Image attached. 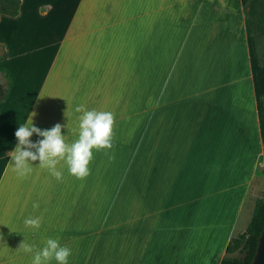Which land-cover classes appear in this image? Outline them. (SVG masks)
<instances>
[{
    "label": "crops",
    "instance_id": "crops-1",
    "mask_svg": "<svg viewBox=\"0 0 264 264\" xmlns=\"http://www.w3.org/2000/svg\"><path fill=\"white\" fill-rule=\"evenodd\" d=\"M22 6L9 19L20 22ZM45 6L50 25L34 29L32 56L1 40L9 64L0 68L8 81L0 98V264H32L20 243L42 249L48 238L71 249L69 264H218L264 192L254 180L264 171V65L253 57L240 0ZM13 72L21 83L35 79L19 113L6 104ZM79 106L115 121L113 147L92 150L90 175L79 180L62 162L58 181L37 160L27 178L18 176V127L35 113V126L60 123L71 144ZM36 217L38 229L25 225Z\"/></svg>",
    "mask_w": 264,
    "mask_h": 264
},
{
    "label": "clouds",
    "instance_id": "clouds-1",
    "mask_svg": "<svg viewBox=\"0 0 264 264\" xmlns=\"http://www.w3.org/2000/svg\"><path fill=\"white\" fill-rule=\"evenodd\" d=\"M82 112L79 117V138L68 144L61 132L63 125L55 124L51 129L42 130L35 126L32 117L27 124L19 126L15 132L17 144L11 151L13 170L18 176L27 178L33 171V161H39L41 168L47 169L58 181L63 179V172L58 168L63 162L71 175L79 180L86 179L90 175L89 164L93 160V149L96 151L107 150L113 147L114 115L111 112L96 110H84L83 106L76 108ZM37 134L43 139L33 142L30 137ZM35 149V151H33ZM33 207L39 205L33 203ZM26 226L38 229L41 226L39 217L27 218ZM18 249L26 253H34L32 264H69L72 252L67 246H61L58 239L48 238L42 249L35 245L20 243Z\"/></svg>",
    "mask_w": 264,
    "mask_h": 264
},
{
    "label": "rangeland",
    "instance_id": "rangeland-1",
    "mask_svg": "<svg viewBox=\"0 0 264 264\" xmlns=\"http://www.w3.org/2000/svg\"><path fill=\"white\" fill-rule=\"evenodd\" d=\"M4 0H0V6L4 4ZM55 0H22V14L23 18L20 22L18 19H9V15L0 13V68L4 65H8L7 62L3 58L4 55V46L3 40L9 46L10 52L16 51L21 49L24 51V58L28 59L32 56V51L35 49L36 44V35L34 33V29L36 28H43L50 25V20H47L45 15L49 9H46L45 3L53 2ZM6 8L11 9L13 5L11 3H6ZM19 6V0L17 4V9ZM17 12V10H16ZM48 16V15H47ZM243 16L245 21L246 29L250 34V44L253 57L259 63L264 65V0H249L243 6ZM21 27L23 29H30L27 32H18L17 28ZM22 37H28V42H22ZM2 40V42H1ZM19 54V52L17 53ZM20 60L23 58L21 56L18 57ZM0 69V89L6 91L7 88V80L5 79L3 72ZM14 80V84L11 89L10 96L7 99V105H12L15 108V112H20L21 107L27 101L28 97V90L34 86V74L32 73L31 76L27 77L26 83L20 82L22 76H18L13 72L11 74ZM23 91L24 92L23 94ZM2 98V97H0ZM1 129V125H0ZM261 174V175H260ZM256 182H263L264 181V171L258 172L254 178ZM264 192L260 195V198L263 197ZM252 201H249L251 205ZM255 200L253 202L254 207ZM253 210V209H252ZM237 252L225 253L223 256H237Z\"/></svg>",
    "mask_w": 264,
    "mask_h": 264
},
{
    "label": "trees",
    "instance_id": "trees-1",
    "mask_svg": "<svg viewBox=\"0 0 264 264\" xmlns=\"http://www.w3.org/2000/svg\"><path fill=\"white\" fill-rule=\"evenodd\" d=\"M249 0H240L244 6ZM4 4L0 6V13L7 15H14L17 10L18 0H4ZM6 3H11V9L6 8ZM5 94V89H0V97ZM264 195V194H263ZM264 222V196L257 198L254 203L250 220L245 230L236 237L231 238L226 246L225 252L231 253L236 251L237 256H223L219 259L218 264H250L253 254L255 252L257 237L262 229Z\"/></svg>",
    "mask_w": 264,
    "mask_h": 264
},
{
    "label": "water",
    "instance_id": "water-1",
    "mask_svg": "<svg viewBox=\"0 0 264 264\" xmlns=\"http://www.w3.org/2000/svg\"><path fill=\"white\" fill-rule=\"evenodd\" d=\"M250 264H264V222L262 229L257 237L255 252Z\"/></svg>",
    "mask_w": 264,
    "mask_h": 264
},
{
    "label": "built area",
    "instance_id": "built-area-1",
    "mask_svg": "<svg viewBox=\"0 0 264 264\" xmlns=\"http://www.w3.org/2000/svg\"><path fill=\"white\" fill-rule=\"evenodd\" d=\"M261 165L264 168V159L261 160Z\"/></svg>",
    "mask_w": 264,
    "mask_h": 264
}]
</instances>
